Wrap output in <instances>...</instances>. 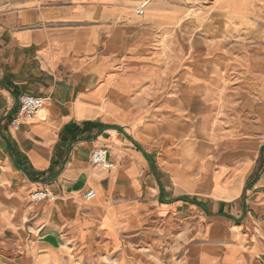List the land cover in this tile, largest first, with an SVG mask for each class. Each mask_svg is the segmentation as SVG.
Returning <instances> with one entry per match:
<instances>
[{
  "label": "crops",
  "instance_id": "crops-1",
  "mask_svg": "<svg viewBox=\"0 0 264 264\" xmlns=\"http://www.w3.org/2000/svg\"><path fill=\"white\" fill-rule=\"evenodd\" d=\"M143 1L0 0V264H264V46L200 61L182 1ZM22 94L45 105L15 130ZM201 102L219 121L194 125Z\"/></svg>",
  "mask_w": 264,
  "mask_h": 264
},
{
  "label": "rangeland",
  "instance_id": "rangeland-1",
  "mask_svg": "<svg viewBox=\"0 0 264 264\" xmlns=\"http://www.w3.org/2000/svg\"><path fill=\"white\" fill-rule=\"evenodd\" d=\"M181 1L183 3L182 9L187 16L184 18V21L178 24V29H183L187 32V43L201 47L210 46L215 48V50H213L215 53L206 55L201 54L199 57L200 61L210 59L240 63L242 61L240 57L244 55L240 54L239 47H246L249 51L251 48L264 46V21L251 20L248 17V13L240 10L238 6H234L230 10L235 17H219L213 7L206 4V0ZM142 5L146 4L144 3ZM148 5L145 6L144 11H146ZM140 6V3L136 4V12ZM195 36H198L196 41L194 40ZM249 56L251 55L246 54L248 59ZM258 104L259 103L256 102H248L249 122H254L256 113L262 112L264 114V110L262 111V109H259ZM211 115L212 111L208 103L201 102L199 104V115L196 114L192 121H194V125H200L204 117L207 119L210 118ZM211 120L213 122L219 121L217 117H211ZM187 121L190 122L191 119ZM186 137L189 141L194 143V148H209L210 145L214 143L210 139H207V137L202 138V135L196 133H190ZM87 264H110V262H93L89 259ZM155 264L170 263L155 262Z\"/></svg>",
  "mask_w": 264,
  "mask_h": 264
},
{
  "label": "built area",
  "instance_id": "built-area-1",
  "mask_svg": "<svg viewBox=\"0 0 264 264\" xmlns=\"http://www.w3.org/2000/svg\"><path fill=\"white\" fill-rule=\"evenodd\" d=\"M142 12V9H140L139 14H142ZM44 105L45 99L43 97L31 94H22L19 97V109L17 115L12 120L13 128L18 130L23 122L32 121L40 117ZM90 160L93 165L100 166L105 169L114 168V164L108 159V150L104 147L97 148L92 151ZM95 196L96 193L93 190L88 191L85 195L88 200L95 198ZM30 198L34 205H39L45 200L53 199V195L46 188H39L31 193Z\"/></svg>",
  "mask_w": 264,
  "mask_h": 264
},
{
  "label": "bare ground",
  "instance_id": "bare-ground-1",
  "mask_svg": "<svg viewBox=\"0 0 264 264\" xmlns=\"http://www.w3.org/2000/svg\"><path fill=\"white\" fill-rule=\"evenodd\" d=\"M152 0H147L145 3L146 5L150 4ZM140 9H142V13H144V9H145V5H141L138 9H137V13H140Z\"/></svg>",
  "mask_w": 264,
  "mask_h": 264
}]
</instances>
